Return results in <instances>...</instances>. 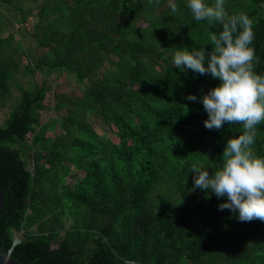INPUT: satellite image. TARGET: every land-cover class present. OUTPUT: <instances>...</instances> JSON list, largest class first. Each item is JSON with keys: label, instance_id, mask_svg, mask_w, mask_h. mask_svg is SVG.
I'll return each instance as SVG.
<instances>
[{"label": "trees", "instance_id": "16d2710c", "mask_svg": "<svg viewBox=\"0 0 264 264\" xmlns=\"http://www.w3.org/2000/svg\"><path fill=\"white\" fill-rule=\"evenodd\" d=\"M145 1L142 10L152 12L168 0ZM247 1H227L226 10L251 20L254 71L264 74V0ZM73 3L68 15L54 11L57 24L69 25L65 38L51 25L40 41L48 52L27 68L43 76L63 71L90 85L81 97L55 96V109L65 112L59 134L49 136L53 126L39 121L46 81L21 88L0 125V249L19 264H264V221L239 222L218 210L226 197L191 190V165L211 175L240 129L204 127L199 98L219 80L176 69L172 54L184 47L211 51L221 26L192 20L183 3L177 18L152 20L146 28L134 26L133 2ZM48 14L42 10V19ZM2 33L0 26V110L19 70L7 52L12 38ZM189 94L198 99L188 101ZM92 114L116 133V142L94 128ZM253 149L264 156V122ZM20 231L25 237L13 247Z\"/></svg>", "mask_w": 264, "mask_h": 264}, {"label": "clouds", "instance_id": "9594fccd", "mask_svg": "<svg viewBox=\"0 0 264 264\" xmlns=\"http://www.w3.org/2000/svg\"><path fill=\"white\" fill-rule=\"evenodd\" d=\"M185 6L192 20L216 23L222 30L212 35L211 51L206 52L204 46L177 48L172 65L182 72L210 74L219 80L199 98L207 113L205 128L219 130L228 123L240 129L227 140L221 165L211 175L200 164L191 165V190L226 197L218 210H229L239 222L264 221V156L253 149L257 126L264 122V74L254 71L251 20L242 12L230 15L225 0H186ZM169 8L177 12L174 0H169ZM186 99L198 98L189 94Z\"/></svg>", "mask_w": 264, "mask_h": 264}, {"label": "rangeland", "instance_id": "374dc122", "mask_svg": "<svg viewBox=\"0 0 264 264\" xmlns=\"http://www.w3.org/2000/svg\"><path fill=\"white\" fill-rule=\"evenodd\" d=\"M130 2L135 4L134 14L138 17L133 21L137 28H146L150 26V21L162 22L167 19L177 18L180 13L179 3L186 4V0H174L177 5V12L172 13L169 8V0L163 2L161 5H156L152 12L143 11L141 5L145 0H125L124 5ZM181 1V2H180ZM242 3L249 6L247 0H225V7L228 4ZM73 0H29L19 3L17 6H8L0 2V26L2 28V36L4 38H12L11 49L7 52L12 55V58L19 64V70L14 75L12 82V91L10 97L6 100L5 106L0 110V125H5L9 119L14 107L19 102L21 97V88L32 89L35 84L41 85L44 81L49 86V91L45 100V109L38 112L39 121L41 125L46 123L53 126V129L48 134L53 136L61 132L60 120L65 115V112H58L55 109L57 95H69L72 97H81L90 85L89 81L78 83L74 76L63 71H56L54 73L43 76L40 72L32 74L27 65L35 66L39 59L44 56L48 49L41 46L40 41L50 34L48 29L54 25L55 29L62 31L60 39L65 38V34L69 30V25L65 21L64 25L57 24L59 13H54L55 10L65 12L67 15L69 11L67 7L73 6ZM42 10H49L48 17L42 19ZM136 38H143L141 32H137ZM94 128L105 133V137L110 138L116 142V133L111 128L104 125L103 121L96 115L92 114L89 117ZM28 168L31 167L28 165ZM207 209L209 202H206ZM25 237V232H16L14 238Z\"/></svg>", "mask_w": 264, "mask_h": 264}, {"label": "water", "instance_id": "95a60500", "mask_svg": "<svg viewBox=\"0 0 264 264\" xmlns=\"http://www.w3.org/2000/svg\"><path fill=\"white\" fill-rule=\"evenodd\" d=\"M5 203V194L2 190H0V216L2 214V209ZM23 240V237L15 238L13 247L17 244L21 243ZM0 264H19L16 262L11 256L10 253L7 254L4 249H0Z\"/></svg>", "mask_w": 264, "mask_h": 264}, {"label": "built area", "instance_id": "2783aa9c", "mask_svg": "<svg viewBox=\"0 0 264 264\" xmlns=\"http://www.w3.org/2000/svg\"><path fill=\"white\" fill-rule=\"evenodd\" d=\"M16 238H18V237H16ZM20 244V243H19ZM18 245V244H17Z\"/></svg>", "mask_w": 264, "mask_h": 264}]
</instances>
